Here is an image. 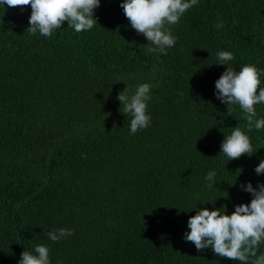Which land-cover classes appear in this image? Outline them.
<instances>
[{"label":"trees","instance_id":"trees-1","mask_svg":"<svg viewBox=\"0 0 264 264\" xmlns=\"http://www.w3.org/2000/svg\"><path fill=\"white\" fill-rule=\"evenodd\" d=\"M121 2L101 0L91 30L65 22L50 37L27 32L30 6H0V264L38 243L51 264H241L183 237L196 209L230 215L251 201L240 185L264 183V129L215 95L226 67L264 72V0H198L169 26L166 55L146 50ZM218 51L233 60L217 65ZM143 83L151 123L131 134L117 95ZM236 126L255 154L230 161L220 146ZM61 228L74 235L48 239Z\"/></svg>","mask_w":264,"mask_h":264},{"label":"clouds","instance_id":"clouds-1","mask_svg":"<svg viewBox=\"0 0 264 264\" xmlns=\"http://www.w3.org/2000/svg\"><path fill=\"white\" fill-rule=\"evenodd\" d=\"M197 4L198 0H122L120 7L131 28L147 40L146 50L166 55V49L175 46L177 39L169 26L179 23L186 11ZM4 5L22 10L30 6L27 32L50 37L65 22L76 33L91 30L97 24L95 10L100 7L101 0H0V6ZM215 27L223 28L224 22L219 21ZM216 55L217 65L222 66H226L234 58L229 51H218ZM261 75L264 72L256 66L245 64L239 71L226 67V71L215 81L216 98L227 105L229 116L231 106H239L247 121L248 132L253 128L264 129V118L257 119L254 107L264 103ZM150 89V84L143 83L134 92L130 93L125 87L117 95L121 105L120 112L131 117V134L150 126L151 117L147 114ZM220 147L221 153L230 161L255 154L249 136L239 126L232 128L230 134L224 136ZM255 173L264 175V159L260 160ZM215 177V171L207 173L205 180L208 188L213 186ZM240 187L251 195L250 203L236 205L230 215L226 214V208L196 209L195 215L190 216L187 221L189 231L183 238L185 242L194 244L197 252L211 249L214 255L229 261L264 264V253L257 254L259 245L264 242V183L255 188L251 182ZM72 235L73 230L65 228L47 232L48 239L53 242ZM18 264H51L49 248L38 243L34 246V251L24 250Z\"/></svg>","mask_w":264,"mask_h":264}]
</instances>
